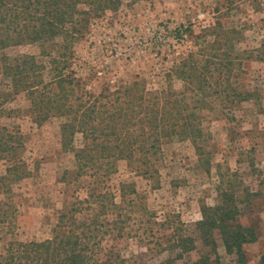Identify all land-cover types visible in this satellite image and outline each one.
<instances>
[{
	"label": "rangeland",
	"instance_id": "1",
	"mask_svg": "<svg viewBox=\"0 0 264 264\" xmlns=\"http://www.w3.org/2000/svg\"><path fill=\"white\" fill-rule=\"evenodd\" d=\"M75 44L74 69L96 95L133 82L151 92L180 93L187 86L180 73L189 56L200 67L217 55L226 64L232 62L229 88L218 94L225 86L213 85L197 111L202 137L165 140L152 175L139 173L138 164L127 160L118 163L109 183L117 202L122 203V183L133 184L138 195L127 192L125 200L134 199L136 204L125 206L131 220L127 236L115 246L131 263L168 264L176 254L161 251L159 244L176 229L194 234L202 207L218 205L222 191L242 196L248 188L256 196L241 205L242 222L256 228L258 241L245 250L249 263L259 264L264 255V0H123L119 11L94 21L86 37ZM40 52L38 45L0 50V140H8L10 130L19 129L31 171L14 185L15 212L10 194L1 191L0 211L11 210L13 217L9 213L7 223L0 225V264L10 241L50 239L61 214L76 198L86 197L85 187L92 182L66 177L65 171L75 170V157L62 149L61 120L40 126L25 94L10 97V77L5 75L10 61L4 59L39 57ZM185 70L192 74L193 69ZM188 86V95H195L194 85ZM82 141L78 135L76 146ZM7 165L0 159V176ZM217 242L219 263L214 264H234L220 236ZM199 245L198 251L174 264H188L210 252Z\"/></svg>",
	"mask_w": 264,
	"mask_h": 264
},
{
	"label": "trees",
	"instance_id": "2",
	"mask_svg": "<svg viewBox=\"0 0 264 264\" xmlns=\"http://www.w3.org/2000/svg\"><path fill=\"white\" fill-rule=\"evenodd\" d=\"M122 4L123 0H0V50L26 45L41 48L39 57L4 59L10 61L5 73L10 77V97L25 94L30 113L40 126L61 120L62 149L75 157V170L65 171L66 177L92 180L85 187L86 197L76 198L71 209L61 214L50 239L10 241L1 264H138L123 259L115 246L127 236L131 217L125 206L136 204L134 199L125 200L127 192L138 195L133 184L122 183V203L117 202L109 183L118 163L127 160L138 164L137 171L143 175L155 173L153 162L161 154L163 142L174 136L202 137L197 111L205 104L206 93L213 85L225 86L224 91H216L218 94L230 86L232 70L228 66L232 62L226 64L227 60L217 55L200 67L194 56H189L180 73L187 84L183 92H151L138 82L113 92L110 88L98 95L89 92L74 69L75 43L86 37L94 21L119 11ZM187 67L193 69L192 74L187 75ZM188 85H194L195 95H188ZM234 96L238 98L237 92ZM78 135L82 136L81 147L75 143ZM8 138L0 140V159L8 163L5 175L0 176V194H10V208L15 212L14 185L28 178L31 171L23 157L25 137L21 131L10 130ZM253 196L248 188L242 196L222 191L218 205L202 207L195 236L176 229L165 244H159L161 251L176 254L167 263L198 251L199 244L210 252L188 264L219 263L220 236L234 264H250L245 246L257 242L258 234L254 226L242 222L241 205ZM12 212L0 211V225L7 223ZM259 264H264V255Z\"/></svg>",
	"mask_w": 264,
	"mask_h": 264
}]
</instances>
